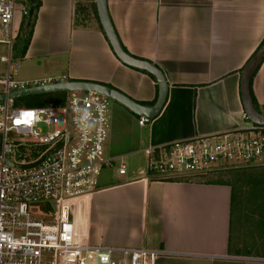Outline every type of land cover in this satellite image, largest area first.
I'll use <instances>...</instances> for the list:
<instances>
[{
  "label": "crops",
  "instance_id": "1",
  "mask_svg": "<svg viewBox=\"0 0 264 264\" xmlns=\"http://www.w3.org/2000/svg\"><path fill=\"white\" fill-rule=\"evenodd\" d=\"M107 2L128 54L157 66L169 84L162 111L145 126L123 105L113 107L109 158L146 160L149 146L247 127L241 73L264 42V0ZM25 20L18 13L13 58L43 67L49 79L101 84L154 106L157 83L116 57L96 1L42 0L31 43L22 53ZM252 90L264 114V63ZM253 168L264 167L220 170L181 182L147 177L145 167L116 175L79 201L80 231L93 245L165 253L158 264H264V195L244 196V203L251 200V213L236 201L243 184L237 189L233 184L242 180L239 172ZM260 225L261 233H253Z\"/></svg>",
  "mask_w": 264,
  "mask_h": 264
},
{
  "label": "built area",
  "instance_id": "2",
  "mask_svg": "<svg viewBox=\"0 0 264 264\" xmlns=\"http://www.w3.org/2000/svg\"><path fill=\"white\" fill-rule=\"evenodd\" d=\"M96 1V0H92ZM30 0H0V45L9 50L0 77L6 100L0 103V264H158L165 253L93 245L77 222L79 201L94 194L106 168L127 174L123 159L106 155L110 98L80 91L67 93L63 107L17 108L13 92L54 85L48 79L16 83L11 70L20 36L18 13L27 19ZM250 122L243 130L164 146H149L145 175L160 181L205 176L216 171L264 166V127ZM150 119L140 118L145 126ZM47 130L54 128L53 131ZM52 153L40 165L29 166ZM37 157H32L34 155ZM38 214H35L37 213ZM37 217V218H36Z\"/></svg>",
  "mask_w": 264,
  "mask_h": 264
},
{
  "label": "water",
  "instance_id": "3",
  "mask_svg": "<svg viewBox=\"0 0 264 264\" xmlns=\"http://www.w3.org/2000/svg\"><path fill=\"white\" fill-rule=\"evenodd\" d=\"M37 3L38 0H30V9H29V14L24 32L26 36L30 31V27L32 24ZM96 5H97L101 25L116 57L124 65L136 70L147 72L148 74L152 75L155 78L158 85V95L154 106L152 107L143 106L135 102L134 100L130 99L123 93L115 89H112L108 86H104L92 82H80V81H66L45 87L30 88L24 91L13 92L9 95V99L16 100L30 96L80 91V92H88V93H97L106 96L111 100H114L117 103L123 105L131 112H133L135 115L142 118L154 119L160 114L167 101L168 92H169V84L167 83L166 76L164 75L162 70H160L157 66L153 65L148 61L137 59L131 56L130 54H128L124 50L120 42V39L118 38V35L114 29V26L111 22L110 15L108 12L107 0H96ZM263 63H264V42L259 47V49L254 54V56L246 64V66L244 67L241 73V97H242V103L244 106L245 113L253 124L262 127H264V114L260 112L255 106L252 96V82L254 80L255 75L263 65ZM5 100H6V94H0V103L4 102ZM0 145H1V141H0ZM52 153L53 152L47 154L41 160L29 166L14 164L8 159L6 161L11 166L20 167V168H33L35 166L40 165L44 160H46L49 156H51Z\"/></svg>",
  "mask_w": 264,
  "mask_h": 264
},
{
  "label": "rangeland",
  "instance_id": "4",
  "mask_svg": "<svg viewBox=\"0 0 264 264\" xmlns=\"http://www.w3.org/2000/svg\"><path fill=\"white\" fill-rule=\"evenodd\" d=\"M26 23H27V19L25 20V24ZM6 56H8V48L6 46L0 45V77H3L4 79L5 77H7L8 66L7 64H3L1 62V58ZM44 71L45 69L43 67H39L38 65L31 63L25 58H13L11 74L13 80L16 83L32 84L36 81L39 82L43 80H48L51 76H47L46 74H44ZM4 91H5L4 86L0 85V94H3ZM49 100L50 97L47 95L20 98L15 100L16 102L15 107L25 108V109L51 107L52 105L49 104ZM116 104H118L116 101L110 100L109 115L112 114L111 111L113 110V107ZM246 125L250 126V122H246ZM111 127H112V123H110V128ZM42 130L44 132L53 131L54 128L51 129L49 128L47 130L46 128L42 127ZM123 163L127 167V173H133L134 170H138L141 167H145V170L147 169V159L145 160V157H139L138 159L136 157L134 159L124 158ZM120 164L121 163L118 161L116 168H106L103 171L99 181L109 180L110 182L112 181V179H116V175H117L116 169ZM254 167H264V166H254ZM223 169L227 170V167H224ZM237 178L238 179L241 178L242 180H240V183L237 181L234 183L232 182L234 184L235 189L239 187L238 185H242V184L243 185L238 188L240 189V191H235L236 201L238 200L239 202H242L244 206H249L248 203L251 202V200L260 198L264 195V168H257V169L253 168V170H248V169L243 170L239 172ZM243 188L245 190H243ZM244 196H246L247 199H251V200L250 201L245 200L244 203L243 199H246ZM262 207L263 206H260L256 209L259 210V208ZM247 210L250 211L251 213L254 212L253 208L250 206L247 207ZM35 214H38V212ZM256 219L258 218H254V220ZM260 231H261V225L258 226L256 229H253V233L260 234L261 233ZM254 244L259 245L258 238L255 239Z\"/></svg>",
  "mask_w": 264,
  "mask_h": 264
},
{
  "label": "trees",
  "instance_id": "5",
  "mask_svg": "<svg viewBox=\"0 0 264 264\" xmlns=\"http://www.w3.org/2000/svg\"><path fill=\"white\" fill-rule=\"evenodd\" d=\"M41 3H42V0H38L37 6H36V10H35V13H34V17H33V20H32V24H31V27H30V31H29V33H28L27 36H24L23 35V37L21 39L22 40L21 41V44H22V53L27 50V48L29 47V45L31 43V38H32V35H33V31H34V28H35V23H36V19L38 17V13H39V10H40V7H41ZM124 50L126 51L125 48H124ZM134 70H136V69H134ZM137 71L142 72V73L150 76L156 82L155 78L152 75L148 74L147 72L140 71V70H137ZM47 96L50 97L49 104L52 105L51 107H57V106L63 107L67 103V98H68V94L67 93L48 94ZM252 96H253V100H254L255 106L259 110V106H258V103H257L256 98L254 96L253 90H252ZM32 157H37V156L34 155ZM190 180L191 179H181V180H176V181L181 182V181H190Z\"/></svg>",
  "mask_w": 264,
  "mask_h": 264
},
{
  "label": "bare ground",
  "instance_id": "6",
  "mask_svg": "<svg viewBox=\"0 0 264 264\" xmlns=\"http://www.w3.org/2000/svg\"><path fill=\"white\" fill-rule=\"evenodd\" d=\"M246 114V113H245ZM151 120V119H150ZM252 123V122H251ZM246 168H249V167H246ZM241 169V168H240Z\"/></svg>",
  "mask_w": 264,
  "mask_h": 264
}]
</instances>
